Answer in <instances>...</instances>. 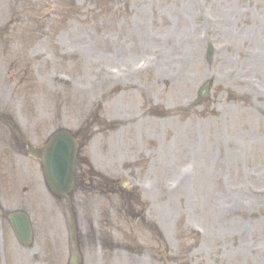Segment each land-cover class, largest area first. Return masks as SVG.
Listing matches in <instances>:
<instances>
[{"label": "rangeland", "instance_id": "374dc122", "mask_svg": "<svg viewBox=\"0 0 264 264\" xmlns=\"http://www.w3.org/2000/svg\"><path fill=\"white\" fill-rule=\"evenodd\" d=\"M131 2L134 4L135 7L143 9V17L145 18H148L149 15L151 17L152 15L145 11H160V13L158 12L160 15L156 16V24H158L157 27L163 28L164 26H167L169 28L168 20L164 18V15H170L169 11H171V13L174 11H180V7L182 6L183 2L192 4L193 0H131ZM206 2L210 3L212 7L214 5L217 6L216 13H213V15L211 16V19H213V21L216 18L218 20L223 18L226 22L229 21V18L223 17L225 15H230L234 18V20L238 21L237 23H239V26L237 28L227 27L226 29V33L229 34V36H231V38L233 39L238 38V36L246 28H254V22H257L260 27L259 21H262L264 17V0H206ZM93 4L94 1L91 0V6H93ZM109 5V8L111 9L112 19L110 21L108 19L107 24L109 23V28L105 31V33L108 35L113 34L112 37L116 39V44L118 45V47L121 46V40H117V36L120 38L126 37L127 41L133 42L136 39V36L134 32L135 30L130 29V27L128 26V21L126 17L129 16V12L116 11L117 9H120L119 7H121L122 1L114 0ZM239 10L246 12L241 20L238 18ZM242 11L241 16L243 15ZM106 15H108V13H106ZM120 15L124 16V20L121 22L118 19ZM191 20L193 22V28L188 35L189 39L193 37L196 31L203 33L207 37L208 35H206V32H204L203 27L204 17L196 16V18H191ZM100 23L101 21L98 18H95L94 16L92 17L93 25H98ZM116 24H120V26L117 27ZM174 24L175 25L173 26H175L178 31L182 30L181 21H174ZM141 26L142 25L139 22L138 28H141ZM92 28H94V26ZM233 41L235 40H231V42L228 43L231 46V50L227 52L226 59H221L220 62H217L216 65L213 63L205 64L202 56L205 51L204 48L199 49L195 53L194 59L196 62V71L194 74V78L196 79V81L194 85L192 83L187 82L190 67H186L183 72V75L179 77V81H177V83H175L174 85H164V81L160 78H157L156 74L148 73L140 79L134 80L133 84L128 90L130 91V93L134 92V89L136 88H141L142 90V95H138L132 100V105L134 104L135 107L141 105L145 109H147L148 104L151 102V100H153V102L158 107L155 108V111L151 112V115H155L152 118L155 121H161V119L166 120L164 123L166 129V144L167 142H169V140L172 139L175 141V143L181 140L187 143L183 146L177 143L176 151H179L182 154L185 153L183 150L187 148L191 140H193L194 142H196V140L193 139L188 132H183L181 133V135L180 132L184 131L185 129L191 131L196 130L197 132H200L195 128L196 125L201 126L203 123L208 124L212 128V131H214L215 126L210 123L214 122L216 123V128H218L219 130V127L221 125V128H224V130H229L231 135L236 136L235 144H239L242 141L243 137L247 139L248 144L247 146L243 147V154H245L244 161L246 163H250V159L252 158V154L250 153H254L259 156V151L257 147L256 149L253 147V144L251 143L249 137L255 139L259 136V134L264 135V59H262L257 52H253L251 54L243 53L244 51L247 52L250 49L257 48H259L258 50L261 51V49H263L261 45L264 44V38L263 42H261V45H259V41L256 43L250 40L245 44L236 41L235 46H233ZM73 43H75V41ZM99 44L103 45L104 47H97L100 50L104 51L101 52L90 50L92 54L86 61L83 60L82 56H76L75 58L67 61L62 57L61 54H58V51L56 50L57 57L53 62L54 64L50 67H39V70L35 71L34 75L28 74L27 80L26 77L22 75L24 64L11 61L1 63L2 66L6 68L8 73L11 74V82H13L16 90L18 91L14 100L15 104L22 106V123L19 122L17 117H15V119L22 133L26 137H28L32 142L39 144L45 139V137L50 132L59 127H66L74 131L78 129H90L91 137L93 138V143L91 144L92 148L95 143H101V154L95 152L94 155L97 161L102 164V154H104V152L108 149V146H114L118 148L119 142H117L116 135L122 130H119L118 132L109 134L107 136L105 134L102 135L101 133L103 132L105 127L101 124L100 127L94 126V117H99V120L103 122L117 121V123H119L117 128L120 127L121 123L118 121V118L114 115L110 116L107 113V109H112L115 105L117 106V103L130 102L132 97L122 96L113 92H109L112 90H108L106 87H102L104 89L102 93L96 92L86 95V93L84 92L83 89L86 88L87 85H89L90 88L94 86L101 87V82L95 80L93 75L97 72V69L99 67L110 65L112 61L111 57L113 56L114 51L112 50V48H110V39H105L103 37ZM188 44L189 41L188 43L185 42L184 44L177 41V45L173 46V48L169 52L163 51L166 58H169L171 60L166 65V67H164V64L162 67L169 69V67H171V65L175 63L176 56L182 55L187 50ZM134 52L135 51L133 50L132 54L136 56ZM77 55L82 54L79 53ZM220 65L224 66L227 72L233 71L234 77L231 78L229 77V75L226 76L215 74V68L219 67ZM36 73H38V75H36ZM51 73H59L58 79L54 80L53 77H50ZM31 76L35 77L37 81L36 85L29 81ZM67 76L74 77L72 85L66 83L64 78ZM48 77L50 79L49 82ZM154 78L159 79V82L156 84V89L160 93L158 95H155L154 91L148 90V86L152 84V82L155 80ZM210 78L217 79L224 83H229L230 85L222 84L218 86V84H215V86H213V96H211L212 98L208 101V103H206L200 108H194L193 101L197 89L199 88V86H202L203 83L210 81ZM198 80L200 81L196 86ZM52 86L59 87L63 90H68L72 94L69 92L61 93L58 97L48 99L44 94L46 89ZM249 90L259 91L260 97L253 99L250 95L251 93ZM148 94L154 95L148 97L146 96ZM182 94L188 95V97L182 98L183 100L185 99L186 106H183L185 105L184 102L179 103L177 99ZM217 97H219L218 101ZM55 100L57 101L56 104ZM217 102H219L220 105H224L225 110H223L222 108L220 109L217 106ZM167 104L172 105L167 107ZM255 105H258V107ZM257 108H259L260 110H258ZM11 109L13 111L12 113L16 112L14 106H12ZM222 110L223 117H221L219 124V119L217 121L215 117L219 116ZM248 111H253L256 114L257 118L253 116L251 112L249 114ZM259 111H262V114ZM64 113L69 117V119H61L62 114ZM50 115L51 117L47 121V117ZM170 116L173 117L170 118ZM259 116L261 117L260 120ZM74 119L78 123L74 124ZM167 119L169 120L167 121ZM185 121H188L187 123L191 127L187 128L186 126H183ZM257 126L260 129V133L252 134L249 131V128ZM117 128L115 129V131L117 130ZM199 139H205V136H199ZM114 153L116 154V152ZM170 155H172V153H170ZM258 158V165H249V167L247 165L246 168L242 169L243 171L239 172L240 176L243 177V180H245L244 183L241 184L239 181H237L235 184L230 183L229 185L233 186L239 184L241 185L240 187L246 188V184L248 183L247 181L249 179H252L253 174L257 175L261 172V170H264V158ZM134 159L135 158H133L132 160ZM137 163L140 164V168H145L147 160L142 157L138 160ZM26 165L29 164L26 162L13 161L12 168L14 169L15 166L17 167V171L13 172V177H15L17 174H20L21 176H23V178H25V175L29 174V169H24L26 168ZM115 168L119 169V167H114L111 172H115ZM123 168L127 169L128 166L125 165ZM245 171L250 172V175L248 177L245 176ZM257 181L260 183L261 186H264V177L258 179ZM15 185L16 187L23 185L27 190L26 192L24 191V193H29L31 191L29 182H27L26 180H23L21 182H18L16 180ZM16 200L22 201L26 207H29L31 211L33 210V213L37 218V212L35 210L37 209V206L33 205L31 198L26 199L29 200L31 205L25 203V201L18 196L14 199V201ZM165 201L166 199L160 201L157 200V204L162 205V203H164ZM179 202L182 203L183 200H179ZM153 205H155V203H153ZM11 209L21 208L13 207ZM242 217L245 219L247 217V214H242ZM251 218L252 220H254V223L256 222L255 224H253V226H257L260 235L264 236V219H260L262 217L256 215H251ZM232 219L233 221H236L237 224H240L244 221V219L240 220L236 217ZM36 222L39 226L41 225L40 221ZM1 234L3 235L4 239L8 241L7 235L2 230ZM173 235L176 240H180L179 235ZM56 236L57 235H54L53 239H55ZM174 248L175 251H184L181 245H176ZM95 252L99 255L98 251ZM245 254L250 255L248 252ZM89 255H91L90 252ZM102 256H109V254L105 253ZM114 257L115 256H112V258ZM193 257L191 258L190 264H208L211 260L210 258L206 260L197 261V259ZM243 258L245 259V262L242 260H238L236 263L233 264H254V262L251 261L253 256H250L248 258L247 256L243 255ZM148 259H151V257H148ZM143 264H149V261L147 260Z\"/></svg>", "mask_w": 264, "mask_h": 264}, {"label": "bare ground", "instance_id": "6f19581e", "mask_svg": "<svg viewBox=\"0 0 264 264\" xmlns=\"http://www.w3.org/2000/svg\"><path fill=\"white\" fill-rule=\"evenodd\" d=\"M187 6H184V8L181 11L182 17H183V22H185L187 24V27L189 30H191V21L189 20V17L186 15L187 14ZM224 11H232V10H224ZM223 17L229 18V21H222L220 23V28L222 32H225L227 27H235L238 25L237 21L234 20V18L230 15H225ZM254 28L251 29H245L239 36L238 38H231V36H229V34H224V33H214L216 35V38L219 42V44H228L231 42V40H253L256 43L258 42L259 38L264 34V31L261 30L259 28V25L257 22L253 23ZM207 30H213L214 32L216 31V29L218 28L217 25L213 26V25H207ZM184 35V34H182ZM223 53V48L222 50H219L218 53H216L215 55L218 54H222ZM224 59H226V57H224ZM217 197H220V194H217L216 191H214L213 193H210L209 196L206 198L207 201H212L214 199H216Z\"/></svg>", "mask_w": 264, "mask_h": 264}]
</instances>
